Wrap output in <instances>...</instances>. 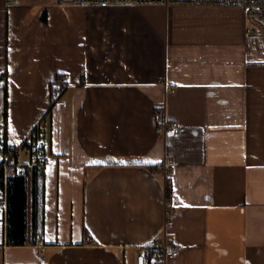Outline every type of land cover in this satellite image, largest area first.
I'll return each mask as SVG.
<instances>
[{"label":"crops","instance_id":"obj_1","mask_svg":"<svg viewBox=\"0 0 264 264\" xmlns=\"http://www.w3.org/2000/svg\"><path fill=\"white\" fill-rule=\"evenodd\" d=\"M247 26L239 5L0 0L1 131L49 144L20 243L0 200V264H133L165 234V158L181 247L167 264H264V37ZM156 110L179 131L160 136Z\"/></svg>","mask_w":264,"mask_h":264},{"label":"built area","instance_id":"obj_2","mask_svg":"<svg viewBox=\"0 0 264 264\" xmlns=\"http://www.w3.org/2000/svg\"><path fill=\"white\" fill-rule=\"evenodd\" d=\"M18 0H6L7 3L17 2ZM59 4H86L99 6H113L125 4H216V5H239L244 7L245 16L248 22L246 34L249 38L264 37V0H51ZM62 84L57 89L55 103L60 102V96L67 86L66 76H61ZM156 131L160 136L175 134L179 131L180 125L176 121L170 120L164 111L156 110ZM1 133V128H0ZM34 139L29 142L26 140L21 145H10L5 141L2 145L0 138V169L3 177L0 181V200L5 197L7 173L14 170L15 176L23 173L22 166L16 165L19 152L24 149L27 153V160L31 166H44L47 158L48 142L40 138L34 131ZM1 137V134H0ZM31 138V137H30ZM174 162L170 158H165L158 167V173L163 178V188L165 194V218L163 230L165 232L161 239H152L147 244L131 248L134 252L133 264H167L170 259L180 251V245L173 238L166 236L167 229L172 225L176 216L175 211L170 209L171 199V172ZM1 211V208H0Z\"/></svg>","mask_w":264,"mask_h":264},{"label":"trees","instance_id":"obj_3","mask_svg":"<svg viewBox=\"0 0 264 264\" xmlns=\"http://www.w3.org/2000/svg\"><path fill=\"white\" fill-rule=\"evenodd\" d=\"M61 75L58 74L56 80L51 84V101L56 102L57 89L62 84ZM6 73H3V78H5ZM4 90V104L6 102V86L3 87ZM4 119L6 118V112L4 109ZM41 132L40 130L38 131ZM41 134V133H40ZM1 143L5 144L6 132L5 127L1 131ZM34 139L32 136L27 144ZM41 168L36 166H31L29 169L25 170V173L21 175H13L7 179V218H8V237L13 243H20L24 236V231L27 225V207L28 199L26 193L27 180L30 179V186L32 190L33 205L31 211V225L33 230L39 225L40 214L37 206L38 202V187H37V176ZM26 174V175H25ZM28 174V175H27ZM3 177L2 170L0 169V181Z\"/></svg>","mask_w":264,"mask_h":264},{"label":"snow or ice","instance_id":"obj_4","mask_svg":"<svg viewBox=\"0 0 264 264\" xmlns=\"http://www.w3.org/2000/svg\"><path fill=\"white\" fill-rule=\"evenodd\" d=\"M149 161H144V163H148Z\"/></svg>","mask_w":264,"mask_h":264},{"label":"rangeland","instance_id":"obj_5","mask_svg":"<svg viewBox=\"0 0 264 264\" xmlns=\"http://www.w3.org/2000/svg\"><path fill=\"white\" fill-rule=\"evenodd\" d=\"M51 1V0H50Z\"/></svg>","mask_w":264,"mask_h":264}]
</instances>
